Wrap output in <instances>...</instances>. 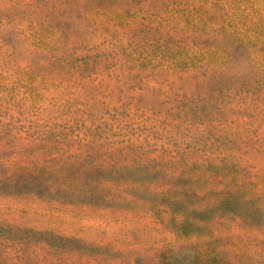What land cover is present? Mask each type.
Returning <instances> with one entry per match:
<instances>
[{"label":"rangeland","instance_id":"obj_1","mask_svg":"<svg viewBox=\"0 0 264 264\" xmlns=\"http://www.w3.org/2000/svg\"><path fill=\"white\" fill-rule=\"evenodd\" d=\"M0 264H264V0H0Z\"/></svg>","mask_w":264,"mask_h":264}]
</instances>
